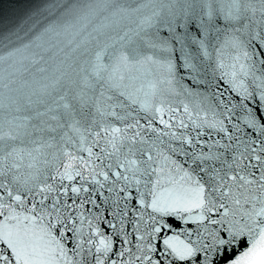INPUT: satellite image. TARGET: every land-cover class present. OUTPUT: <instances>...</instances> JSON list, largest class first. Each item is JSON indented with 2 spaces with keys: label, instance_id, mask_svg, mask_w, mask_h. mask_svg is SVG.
Wrapping results in <instances>:
<instances>
[{
  "label": "snow or ice",
  "instance_id": "obj_1",
  "mask_svg": "<svg viewBox=\"0 0 264 264\" xmlns=\"http://www.w3.org/2000/svg\"><path fill=\"white\" fill-rule=\"evenodd\" d=\"M9 6L0 264H264V0Z\"/></svg>",
  "mask_w": 264,
  "mask_h": 264
},
{
  "label": "water",
  "instance_id": "obj_2",
  "mask_svg": "<svg viewBox=\"0 0 264 264\" xmlns=\"http://www.w3.org/2000/svg\"><path fill=\"white\" fill-rule=\"evenodd\" d=\"M27 0H0V13L7 10L6 14H11L13 11V7L9 6L12 4H23L26 3Z\"/></svg>",
  "mask_w": 264,
  "mask_h": 264
}]
</instances>
